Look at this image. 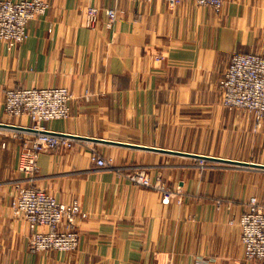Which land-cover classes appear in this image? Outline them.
Segmentation results:
<instances>
[{"label":"crops","instance_id":"crops-1","mask_svg":"<svg viewBox=\"0 0 264 264\" xmlns=\"http://www.w3.org/2000/svg\"><path fill=\"white\" fill-rule=\"evenodd\" d=\"M46 1L23 43L7 50L0 41V264H259L244 259L238 220L250 198L264 204V168L199 169L196 156L264 166V119L254 127L253 115L218 105L231 56H264V0H225L218 14L191 0ZM106 10H115L110 29ZM15 87L73 94L70 116L45 128L78 137L74 147L40 154L32 183L85 214L75 251L31 252L27 224L10 212L15 184L30 183L16 166L31 122L4 112V91ZM89 144L117 165L135 155L156 165L182 203L97 170Z\"/></svg>","mask_w":264,"mask_h":264},{"label":"built area","instance_id":"built-area-1","mask_svg":"<svg viewBox=\"0 0 264 264\" xmlns=\"http://www.w3.org/2000/svg\"><path fill=\"white\" fill-rule=\"evenodd\" d=\"M134 2L150 0H132ZM173 8L178 0H164ZM200 7H210L221 12L225 0H191ZM46 0L0 1V41L9 50L23 43L27 37L28 24L48 11ZM99 15L96 7L85 10L83 23L93 28ZM111 21L115 10H106ZM111 28L110 23L107 24ZM219 102L227 109H242L253 114L255 127L264 119V56L235 53L227 63L218 83ZM73 94L64 87L38 89L15 87L4 91L5 111L27 114L31 121L41 113L50 120L67 118L70 115V101ZM14 110V111H13ZM46 120V119H41ZM40 121V122H41ZM34 122V121H33ZM40 124V123H39ZM23 138L17 172L31 181L38 172V158L48 149L70 148L72 140L54 134L40 127H30ZM97 167H104L105 161L92 155ZM15 194L10 202V212L16 219L28 226V248L31 252H71L77 249L79 241L78 222L85 217L78 205H64L35 187L32 183L15 184ZM241 243L246 261L264 264V204L256 198L248 202L247 211L238 220ZM197 264H202L199 261Z\"/></svg>","mask_w":264,"mask_h":264},{"label":"rangeland","instance_id":"rangeland-1","mask_svg":"<svg viewBox=\"0 0 264 264\" xmlns=\"http://www.w3.org/2000/svg\"><path fill=\"white\" fill-rule=\"evenodd\" d=\"M11 1V0H10ZM22 1V0H21ZM168 5V4H167ZM197 6V5H196ZM94 7V6H93ZM169 7V6H168ZM210 8V7H209ZM87 9V8H86ZM212 9V8H211ZM213 10V9H212ZM214 11V10H213ZM214 13H216L214 11ZM218 14V13H216ZM105 15H106V12H105ZM116 17V16H115ZM106 28H109L107 26L108 23H110V27H112L113 25V21H111L110 19H108L107 15H106ZM115 19V18H114ZM110 29V28H109ZM20 45V44H19ZM25 88V87H24ZM47 88H57V87H47ZM61 88V87H60ZM38 89H45V88H38ZM220 97V96H219ZM73 100V99H72ZM71 100V101H72ZM70 101V102H71ZM218 105L221 107V104L220 102L218 101ZM228 111L230 112H233L237 115H247V116H250V115H253L247 111H244L242 109H227ZM14 111V110H13ZM4 112L6 114V116L11 119V118H20L22 116H27V114H16V113H7L5 111V104H4ZM70 116V115H69ZM37 120H33L31 121V118L28 117V119L30 120V125L28 126V128L30 127H40L42 129H46L45 128V125L46 123L50 122V121H54V120H50V118H47L45 117L44 115H42L41 113L38 115V117H35ZM68 118V117H67ZM67 118H60V119H56V120H64V119H67ZM41 119H46V120H42ZM41 121V122H40ZM40 123V124H39ZM255 127V125H254ZM47 130V129H46ZM48 131V130H47ZM25 134H23V138ZM24 139L22 140V143ZM74 143L72 142V145L69 149L73 148ZM64 149V148H62ZM88 155L90 157V160H92V155H95L99 158H101L102 160L105 161V166L104 167H98L97 170H105V171H114L116 172L118 175H120L122 178H124L128 183L132 184V185H136V186H139L141 188H144V189H148V190H151V191H154L156 193H158L160 196H161V199H162V203L166 204V203H169L170 201V198H177V203L180 204L182 203V200H183V194L182 192H180L179 189H174V190H171L169 189L167 186H166V183L165 181L162 179V175H161V171L160 170H157V169H154V166L156 165H147L145 163H142L141 162V158L140 156H136L135 157H131L132 159L129 160V161H126L120 165H117L115 164V160L113 157L109 156V157H104L102 156L99 148H97L96 146H92V145H88ZM50 150H56V149H48V150H45L44 152H47V151H50ZM58 150H61V149H58ZM43 152V153H44ZM20 154V153H19ZM42 154V153H41ZM142 157V156H141ZM143 158V157H142ZM39 159V158H38ZM18 160H19V155H18V159H17V166H16V169L18 168ZM198 167L199 169H203L204 166L206 165V160H201V159H198ZM100 168V169H99ZM154 171L157 170V174L152 176L151 174V171ZM36 175V174H35ZM30 183L33 182V180L29 181ZM33 184V183H32ZM34 185V184H33ZM36 187V186H35ZM252 198H255V197H252ZM251 199V198H250ZM257 199V198H256ZM258 200V199H257ZM58 202V201H57ZM60 203V202H58ZM60 204H64L66 205L65 203H60ZM221 202L218 201L217 202V205H220ZM77 205V204H76ZM248 209V206L246 208V211ZM245 211V212H246ZM244 212V213H245ZM243 213V214H244ZM242 214V215H243ZM241 215V216H242ZM241 216L239 217V219L241 218ZM80 222V221H79ZM78 222V224H79ZM79 229V228H78ZM78 247V246H77ZM75 251V250H74ZM57 252V251H56ZM64 251H60V253H63ZM247 262H250V261H247Z\"/></svg>","mask_w":264,"mask_h":264},{"label":"water","instance_id":"water-1","mask_svg":"<svg viewBox=\"0 0 264 264\" xmlns=\"http://www.w3.org/2000/svg\"><path fill=\"white\" fill-rule=\"evenodd\" d=\"M1 126V125H0ZM65 136V135H64ZM69 138H78V137H71V136H66ZM90 141H94V142H103V143H109V144H118L120 146H126V147H133V148H140L137 146H132V145H126V144H119V143H112V142H107V141H99L96 139H87ZM154 150V149H153ZM159 151V150H158ZM198 159L201 160H206V161H217V162H224V163H230V164H238V165H245V166H252V167H258V168H264L263 165H254V164H247V163H242V162H236V161H227V160H223V159H217V158H213V157H208V156H196Z\"/></svg>","mask_w":264,"mask_h":264}]
</instances>
